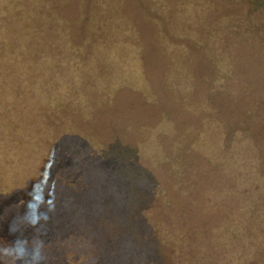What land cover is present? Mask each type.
I'll list each match as a JSON object with an SVG mask.
<instances>
[{"label":"rangeland","instance_id":"1","mask_svg":"<svg viewBox=\"0 0 264 264\" xmlns=\"http://www.w3.org/2000/svg\"><path fill=\"white\" fill-rule=\"evenodd\" d=\"M0 264H264V0H0Z\"/></svg>","mask_w":264,"mask_h":264}]
</instances>
